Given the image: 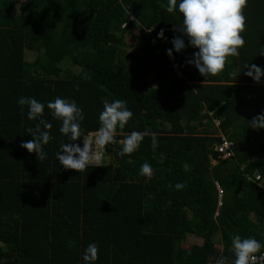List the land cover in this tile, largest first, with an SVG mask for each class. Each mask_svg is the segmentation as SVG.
<instances>
[{
  "label": "trees",
  "instance_id": "1",
  "mask_svg": "<svg viewBox=\"0 0 264 264\" xmlns=\"http://www.w3.org/2000/svg\"><path fill=\"white\" fill-rule=\"evenodd\" d=\"M167 6L0 0V264H84L89 243L98 247L94 264H216L221 256L232 264L231 235L264 244V129L249 123L264 113V76L244 74L248 64L264 69V0H247L238 55L206 78L188 60L180 77L169 67L182 17ZM134 28L138 53L125 39ZM184 40L181 52L198 51ZM21 96L45 103L41 118L52 127L44 160L20 147L38 123L20 110ZM57 96L83 110L84 135L99 127L102 101L126 103L132 117L105 145L109 161L80 172L59 164L55 153L69 141L46 106ZM132 131L147 135L120 155ZM222 135L236 142L233 157L219 158ZM145 162L150 177L139 174ZM189 235L203 243L187 245Z\"/></svg>",
  "mask_w": 264,
  "mask_h": 264
},
{
  "label": "clouds",
  "instance_id": "2",
  "mask_svg": "<svg viewBox=\"0 0 264 264\" xmlns=\"http://www.w3.org/2000/svg\"><path fill=\"white\" fill-rule=\"evenodd\" d=\"M247 0H168L167 11L172 13L174 9L181 15V23L178 31L181 36L173 37V48L166 50L169 57L173 50L181 52L185 47L184 37L187 38V45L195 51L192 58L187 61L193 65L203 77L216 75L225 66V59L228 56L238 55V49L244 43L241 32L244 30L245 17L242 9ZM164 37V30L157 33V38ZM264 56V52H261ZM245 75L251 77L254 82H259L264 76V69L256 64H248ZM235 73L229 72V76ZM103 109L99 112V127L95 135H84L81 129V121L84 120L83 110L77 106L74 100L57 96L54 100L48 101L46 106L52 117L61 121L59 132L67 137L69 143H61L59 150L55 153L56 159L64 169H72L77 172L83 171L93 160H100L101 155L98 148L103 149L106 144L113 142L117 130L123 129L132 112L123 100L102 101ZM17 105L21 111L27 107L26 116L28 120H38L34 128H27L31 139L21 141L20 147L28 153H35L38 160H44L46 153L42 145H46L51 139L48 129L52 125L42 119L45 103L37 101L34 97L21 96L17 98ZM250 127L264 129V113L258 114L250 122ZM43 130H42V128ZM146 132L132 131L125 135L122 142L120 155L135 151L143 140ZM82 138L80 144L75 143ZM155 134H152V141L155 142ZM98 166V165H97ZM100 166V165H99ZM139 174L151 176V165L147 162L141 164ZM176 190L184 187L183 183L173 185ZM231 249L234 259L232 264H250L256 260L254 255L261 252L264 244L253 237L242 238L238 234L230 236ZM98 247L95 243H89L81 254L84 264H94L97 260ZM264 256V252H261ZM216 264H225V257L221 256Z\"/></svg>",
  "mask_w": 264,
  "mask_h": 264
},
{
  "label": "built area",
  "instance_id": "3",
  "mask_svg": "<svg viewBox=\"0 0 264 264\" xmlns=\"http://www.w3.org/2000/svg\"><path fill=\"white\" fill-rule=\"evenodd\" d=\"M153 43H156V39L153 38ZM192 55L189 52H180L179 55H177L176 53H173L171 57L169 58L170 61V66L171 68L175 67V73L177 74L178 77L182 76V73L179 69L180 67V62L182 60H189L191 59ZM216 121V126H218L220 124V122L218 120ZM96 131H88L85 135L88 134H92L93 136L95 135ZM115 136V134H114ZM120 142H123L122 140H120ZM235 147H236V142H234L233 140L228 139L226 136L222 135L221 136V141L219 143H217L215 145V150L218 153V156L220 159H227L230 157H233L235 155ZM98 153L101 155V159L96 161L93 160L89 166L91 165H101L102 163H104V161L106 160V146L103 147V149H99L98 148ZM261 179V176L259 174L255 175V180L259 181ZM261 252H264V248L262 249ZM261 252L254 254L256 256V260L251 261L250 264H264V256L261 255Z\"/></svg>",
  "mask_w": 264,
  "mask_h": 264
},
{
  "label": "rangeland",
  "instance_id": "4",
  "mask_svg": "<svg viewBox=\"0 0 264 264\" xmlns=\"http://www.w3.org/2000/svg\"><path fill=\"white\" fill-rule=\"evenodd\" d=\"M139 35H140L139 31L136 28L132 29L129 33H127L125 35L126 43L128 45L127 49L130 53H138L139 52L140 47H141V41L139 40V38H140ZM28 58L33 59L34 58L33 54L29 53ZM149 82L151 85H155V83L153 82V80L151 78H150ZM109 160H110V157L108 156L105 161H109ZM213 162L215 163L216 160H214ZM216 238L220 239L219 236ZM194 242L203 243V240L200 237H196L195 235H189L187 238L186 244L192 245ZM217 248H219V249L222 248L219 241L217 242Z\"/></svg>",
  "mask_w": 264,
  "mask_h": 264
}]
</instances>
